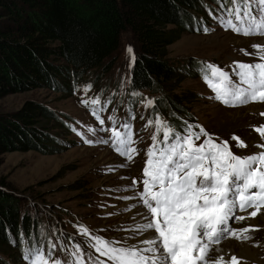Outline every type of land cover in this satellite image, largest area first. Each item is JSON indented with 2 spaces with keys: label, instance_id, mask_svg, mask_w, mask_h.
I'll return each mask as SVG.
<instances>
[{
  "label": "rangeland",
  "instance_id": "rangeland-1",
  "mask_svg": "<svg viewBox=\"0 0 264 264\" xmlns=\"http://www.w3.org/2000/svg\"><path fill=\"white\" fill-rule=\"evenodd\" d=\"M201 9L203 14L200 19L197 18L192 22L187 32L181 33L178 40L166 49V57L179 72L180 77V80L172 85L174 90L171 94L179 100H185V109L189 110L177 115L181 124L172 129L174 133L184 134L188 124H192L186 119L188 118L186 114L189 113L196 119L195 124L192 125H199L204 130H208L207 133L215 142H221L220 136L223 141L227 140L229 149L234 154L247 156L264 152V137L256 131L257 127L264 125V115H261L264 113V102L250 101L244 105L226 106L216 100L215 93L213 96L209 90L207 91L204 87L205 82L196 76L200 72V63L206 62L229 73L230 80L238 83L233 62H259L257 55L245 53H255L257 50L253 45L264 44V36H244L234 33L230 28H222L218 23L221 16L213 18L207 14L203 6ZM222 17L225 20H232L228 16ZM244 22L248 23V21ZM203 27L208 31L198 32ZM127 36L124 35L123 38ZM122 53L123 50L115 63L113 74L109 75L111 80L123 67ZM92 81L93 79L86 74L84 82ZM71 89L72 87L70 94ZM97 92L98 87L93 86L87 91L78 89L71 97L70 94L63 92L38 88L10 94L0 100V114L9 115L19 110L23 103L36 101L47 104L49 109L68 116L69 119L74 121L80 119L84 122L80 126V134L70 138H66L59 127L50 123L49 132L61 140L59 145L55 143L41 150L9 152L0 156V180H3L12 194L32 202L39 209L43 207L49 214L51 212L52 219L48 224L36 219L34 228L42 238L39 236L34 238L32 246L41 248L46 259L50 261L59 259L62 264H70L67 259H72V263L76 264L77 256L82 257L83 264H97L101 261L111 263L107 257L99 252L97 254L92 246L97 243L95 240L97 236L113 245L137 244L141 239V235L135 230L140 216L137 208L142 211L143 205L137 204L133 189L127 186L132 184L134 178L141 181L135 185V188L138 191L143 190L141 179L143 172L139 170H143L146 160H134L133 165L127 168L132 160L128 161L125 157H121L112 146V140L108 142L95 128L96 117L91 113H89L91 117L85 114V109L82 108L84 104L81 103L82 107H79L81 100L88 102L92 94ZM108 105L110 106V103ZM116 111L126 117L139 120L143 116L144 109L138 104H128L117 107ZM146 130L147 132L140 133L143 132L141 129L137 131L139 134L135 135L130 127L133 143L129 146H137L140 143L146 148L149 147L147 139L142 138L146 134H156L154 131L160 128L157 129L156 124L153 123L148 124ZM116 131L120 132L117 128ZM124 132L125 129L121 133ZM232 137L238 139L233 140ZM203 139L204 137L201 136L196 143L202 142ZM85 140H91L92 143H85ZM238 143L242 146L237 147ZM261 209H264V205ZM261 209L255 208V219L259 222ZM244 212H241V215ZM26 215L31 217V210L27 211ZM55 219L59 220L61 226H66L63 228V233L66 234L64 236L59 228L60 239L57 237ZM71 226L73 227L69 231L68 228ZM80 226L87 229V235L80 231ZM237 228L239 227L235 224L234 229ZM259 231L260 227H253L249 234L255 241L252 247L259 252L257 263L264 264V240L259 242ZM239 237V232H235L229 238L234 241L232 245L236 246L235 242H241ZM49 242L54 245L50 256ZM77 246L83 251L76 252ZM21 256L16 246H9L0 255V264H25ZM93 256L97 263L92 261Z\"/></svg>",
  "mask_w": 264,
  "mask_h": 264
},
{
  "label": "trees",
  "instance_id": "trees-1",
  "mask_svg": "<svg viewBox=\"0 0 264 264\" xmlns=\"http://www.w3.org/2000/svg\"><path fill=\"white\" fill-rule=\"evenodd\" d=\"M201 1L0 0V100L38 88L70 94L72 87L73 97L92 72L93 81L85 82L89 88L111 81L112 91L105 87L92 96L98 97L99 106L110 103L109 114L116 116V122L144 131L148 124H156L158 114L160 132L164 126L179 127L177 115L189 110L185 100L171 94L180 77L166 49L203 14ZM204 1H218L225 9L231 4V0ZM121 50L123 57L134 51L133 64L123 60L122 69L111 80ZM133 91L147 92L144 101H151L139 120L116 111L119 106L136 104V96L126 99V92ZM90 101L84 102L83 109H98ZM48 107L27 101L16 112L0 114V156L59 145L61 140L49 132L50 123L66 138L76 136L74 126L80 122ZM34 210L40 214L38 208ZM27 211V201L14 196L0 180V255L9 246L20 250L19 235H26L28 241L36 236L34 223L39 216L30 220Z\"/></svg>",
  "mask_w": 264,
  "mask_h": 264
},
{
  "label": "snow or ice",
  "instance_id": "snow-or-ice-1",
  "mask_svg": "<svg viewBox=\"0 0 264 264\" xmlns=\"http://www.w3.org/2000/svg\"><path fill=\"white\" fill-rule=\"evenodd\" d=\"M232 2L238 5L236 22L221 17L218 20L220 26L244 36H264V0ZM227 12L231 15L232 10L227 9ZM253 48L257 50L255 53L245 54L257 55L259 62H233L238 83L230 80L229 73L214 64H206L202 69V78L215 93L214 98L222 104L237 106L250 101L264 102V44H254ZM88 87L90 85L84 90L87 91ZM131 95L137 93L133 91ZM98 103V99L92 100V104ZM150 103L144 101L145 107ZM96 118L100 119L98 115ZM112 119L110 116L109 120ZM161 124L157 114V129ZM123 127L124 133L112 130V146L121 157L131 161L136 149L129 146L133 143L130 125L124 124ZM194 128H199V132ZM256 131L264 137V125L257 127ZM162 136L163 141L159 144L156 134L151 137L153 144L147 149L142 170L143 190L135 188L141 182L135 179L127 186L133 189L137 204L143 205L139 213L141 222L136 224L135 230L141 235L143 246L135 243L113 245L99 236L95 237L97 243L92 246L111 264H227L222 254L216 255L220 249L213 245L237 231L229 226L230 219H245L236 215L237 209L244 212L249 207L261 209L264 205V152L236 155L229 149L228 142L213 141L199 125L189 124L184 134L174 133L170 126H164ZM201 136L204 137L202 142L196 143ZM85 143L91 144L92 141L85 140ZM240 146L242 144L238 143L237 147ZM249 215L255 216L256 212ZM80 231L88 234L84 226H80ZM239 231L247 232L248 229ZM53 247L49 242V256ZM82 251L76 247V252ZM21 252L25 264H62L59 259H46L38 246L22 248ZM76 264H83L82 257H76ZM231 264H238V257L231 256Z\"/></svg>",
  "mask_w": 264,
  "mask_h": 264
},
{
  "label": "bare ground",
  "instance_id": "bare-ground-1",
  "mask_svg": "<svg viewBox=\"0 0 264 264\" xmlns=\"http://www.w3.org/2000/svg\"><path fill=\"white\" fill-rule=\"evenodd\" d=\"M137 209L139 210V211L138 210L137 211L140 213L141 212L140 208H137ZM260 216H261L260 222L257 219H255L252 221L251 220L246 221L245 224H243V228L260 227L259 236H258L259 242L264 240V211H262V214ZM140 222H141V217L139 216L137 223H140ZM248 223H249V225H248ZM240 228H242V227H240ZM233 242L234 241L227 239V241H224V240L220 241L219 244H217L216 246H213L214 248L220 249V253H216V255L222 254L223 257H227L226 258L227 264H231V256H233V255L238 257L239 264H252V263L258 264L257 262H259V261H258L257 257L259 256V252L257 249H254L252 247L253 243L255 244V241L249 242L248 240L243 239V240H241V243L235 242L236 246L232 245ZM137 244L142 245V238L140 239V241ZM261 250H263V249H261Z\"/></svg>",
  "mask_w": 264,
  "mask_h": 264
}]
</instances>
